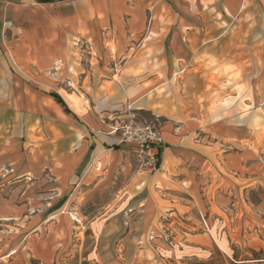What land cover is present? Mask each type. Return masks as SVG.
<instances>
[{
  "label": "crops",
  "instance_id": "obj_1",
  "mask_svg": "<svg viewBox=\"0 0 264 264\" xmlns=\"http://www.w3.org/2000/svg\"><path fill=\"white\" fill-rule=\"evenodd\" d=\"M256 16L264 32V0H0V178L57 191L58 207L76 188L132 172L113 200L150 222L194 207L214 181L230 191L264 182L263 134L250 117H213L201 75L234 35L259 30ZM138 111L165 140L155 171L133 168V146L108 133ZM22 203L0 199V220L25 225L19 246L42 215ZM253 211L264 218V195ZM9 249L6 237L0 264L41 259Z\"/></svg>",
  "mask_w": 264,
  "mask_h": 264
},
{
  "label": "rangeland",
  "instance_id": "obj_2",
  "mask_svg": "<svg viewBox=\"0 0 264 264\" xmlns=\"http://www.w3.org/2000/svg\"><path fill=\"white\" fill-rule=\"evenodd\" d=\"M255 19L259 30L253 35L243 33L245 40L234 35L237 44L233 41L217 60L208 57L201 68L203 102L215 118L250 117L264 136V32L261 19ZM133 114L159 127L151 113ZM132 167L143 169L134 158ZM131 177L132 172L122 171L99 190L76 188L62 196L58 207L57 191H22L10 183L13 180L0 178V199L13 198L15 209H25L22 202L27 197L30 207L25 212L30 216L42 213L39 223L37 219L30 223L36 224L33 230L37 231H29L34 237L22 246L19 241L25 225L0 220V245L7 237L10 252L33 248L41 256L40 264H198L208 262L210 256L213 264H264V218L253 211L264 195L262 179L238 191H230L223 180L214 181L201 190L194 207L162 208L165 212L150 222L113 200ZM38 200L44 204L37 205Z\"/></svg>",
  "mask_w": 264,
  "mask_h": 264
},
{
  "label": "built area",
  "instance_id": "obj_3",
  "mask_svg": "<svg viewBox=\"0 0 264 264\" xmlns=\"http://www.w3.org/2000/svg\"><path fill=\"white\" fill-rule=\"evenodd\" d=\"M108 133L133 146L134 159L143 170L155 171L159 168L165 140L158 126L142 121L132 113L112 126Z\"/></svg>",
  "mask_w": 264,
  "mask_h": 264
},
{
  "label": "trees",
  "instance_id": "obj_4",
  "mask_svg": "<svg viewBox=\"0 0 264 264\" xmlns=\"http://www.w3.org/2000/svg\"><path fill=\"white\" fill-rule=\"evenodd\" d=\"M57 97H58V99H59L61 102H64L63 99H62L59 95H57ZM210 258H211V259H210L208 262H199L198 264H213V259H212L213 257L210 256ZM30 263H31V264H40V261L37 260V259H31ZM231 263H232V262H231ZM222 264H224V262H222ZM232 264H234V262H233Z\"/></svg>",
  "mask_w": 264,
  "mask_h": 264
}]
</instances>
